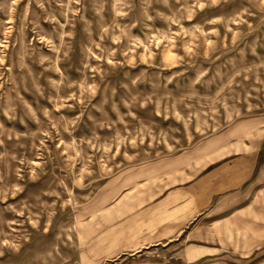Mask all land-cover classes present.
<instances>
[{"label": "rangeland", "instance_id": "374dc122", "mask_svg": "<svg viewBox=\"0 0 264 264\" xmlns=\"http://www.w3.org/2000/svg\"><path fill=\"white\" fill-rule=\"evenodd\" d=\"M242 122L264 131V0H0V264H138L87 254L101 185ZM182 249L150 264L233 263Z\"/></svg>", "mask_w": 264, "mask_h": 264}, {"label": "crops", "instance_id": "0c3cea01", "mask_svg": "<svg viewBox=\"0 0 264 264\" xmlns=\"http://www.w3.org/2000/svg\"><path fill=\"white\" fill-rule=\"evenodd\" d=\"M263 135L260 127L229 125L159 157L145 173L107 178L100 196L116 203L102 208L98 249L87 254L150 264L179 247L186 261L211 254L264 264V178L256 173Z\"/></svg>", "mask_w": 264, "mask_h": 264}]
</instances>
